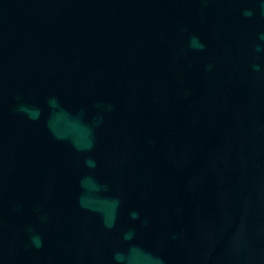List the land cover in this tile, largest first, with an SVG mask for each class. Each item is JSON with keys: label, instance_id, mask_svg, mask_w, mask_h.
<instances>
[{"label": "water", "instance_id": "95a60500", "mask_svg": "<svg viewBox=\"0 0 264 264\" xmlns=\"http://www.w3.org/2000/svg\"><path fill=\"white\" fill-rule=\"evenodd\" d=\"M0 264H264V0H0Z\"/></svg>", "mask_w": 264, "mask_h": 264}]
</instances>
